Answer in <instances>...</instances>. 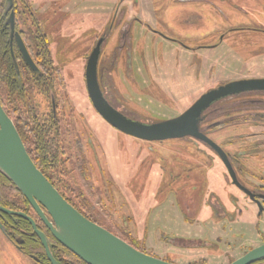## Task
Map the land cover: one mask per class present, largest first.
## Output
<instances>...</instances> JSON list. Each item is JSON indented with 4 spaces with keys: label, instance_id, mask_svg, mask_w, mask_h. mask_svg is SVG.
<instances>
[{
    "label": "rangeland",
    "instance_id": "obj_1",
    "mask_svg": "<svg viewBox=\"0 0 264 264\" xmlns=\"http://www.w3.org/2000/svg\"><path fill=\"white\" fill-rule=\"evenodd\" d=\"M27 1H37L42 32L80 103L86 102L81 94L86 56L99 33L101 37L108 35L104 52L116 46L119 40L113 31L117 26L112 24L120 13L129 21L141 17L154 31L135 24L131 32L140 65H144L143 54L148 65L147 71L139 74L141 80L151 81L148 93L139 92L129 78L130 87L123 90L117 80L123 76L114 78L111 73L125 93L126 103L150 121L180 114L202 93L220 84L264 77V0ZM106 54L105 61L110 63L113 56ZM109 70L103 84L110 89ZM236 99L211 106L201 126L231 157L236 151H248L240 160L249 173L241 176L251 181L250 186L264 185V172L259 180L252 177L259 175L264 164V144L260 150L252 144L257 138L252 133L261 127L244 123L243 114L233 113L252 108L236 105ZM86 119L97 131L96 139L93 137L95 158L91 160L85 151H67L62 161L63 183L58 185L103 227L128 243L135 242L150 255L178 264L202 259L205 263L200 264H228L249 247L262 243L264 209L257 219L249 214L248 206L238 201L237 190L224 182V167L214 151L189 137L160 142L133 138L103 125L92 109ZM193 192L197 196L190 200L188 211L183 202ZM210 193L223 204L224 217L206 204ZM3 230L0 225V264H36L3 237ZM173 237L204 239L210 246L183 247L166 241Z\"/></svg>",
    "mask_w": 264,
    "mask_h": 264
},
{
    "label": "flooded vegetation",
    "instance_id": "obj_2",
    "mask_svg": "<svg viewBox=\"0 0 264 264\" xmlns=\"http://www.w3.org/2000/svg\"><path fill=\"white\" fill-rule=\"evenodd\" d=\"M202 1L213 3V0ZM115 5H117V3ZM13 10V31L11 30L10 24L7 21L9 12L5 13V17L3 20L4 25L2 32V53L4 59V75L2 76L3 87H0L1 105L15 124V127L26 147V150L31 153H39L41 151H53L54 153H56V160L54 161L50 157V159L46 160L45 165L46 174L54 183H56L57 185L58 183H63V180H60L63 177V172L60 170V163L62 164V161L64 160V154L67 151H71L73 149L78 150L80 152L85 151L86 155H89L90 153L91 160L95 158V152L97 147L95 145V142L93 141V137L96 139L97 131L94 130L92 126H89L86 119L87 112L90 109H92L100 117V120L102 121L101 123L103 125L106 124L107 126L112 127L116 131L123 133L122 131L111 126L96 111L87 93L85 81V68L87 58L90 52L92 51L93 47L96 46L98 41L101 40L97 61V80L101 95L104 100L109 106H111L122 116L128 119L136 120L143 123L155 122L150 121V119H147V115H141L140 112H137L126 103L127 97H125V93H121V86H118V82L116 81V79L113 80L111 75L112 73L114 78L115 76L118 77V75L120 74L123 76L122 80L119 77L117 79L121 81L123 90L129 89V83L126 81V79L129 78L132 79V84L136 86V88H138L139 92L145 94L148 93L147 91L151 86V81L146 80L145 78L141 80V76L139 75H143V73L147 71L146 66L148 67V65L147 63H145L144 54L142 59L144 65H140V59H138L137 56V47L133 44V37L131 32L135 24H140L141 26H144L146 30L151 31L152 33L154 31L151 29V26L148 25L147 22L141 19V17L134 16L131 17L129 21V19H125L123 13H120L118 16L116 14L117 20L113 22L112 27L117 26L116 30H114L113 33L118 36L117 41H119L118 43H116V46L114 48L110 50L107 49V51L105 52L104 47L106 45L108 35H104V37H101L102 33L98 34L92 48L90 49V52L86 56L84 74L81 79V89L84 90H80L81 94H84L86 102L80 103L74 98L75 88L65 79L63 69H61V66L57 65L54 60L49 40L46 34L42 32L41 25L37 17V1H35L34 3H30L27 0H13ZM238 28L239 27H237L236 29ZM16 35L19 36V38L21 39L23 47L29 55V58L34 66H30L24 59V55L18 45ZM224 35L225 34L221 35L222 38ZM213 46L215 45L201 46L200 48L205 49ZM105 54L107 55L106 57L113 56V60H111L112 63H108L107 61H105ZM137 65L138 69L135 70L134 66ZM107 68H110V70ZM106 70H109L111 76L110 89L109 87L107 88L103 84L104 77H106ZM129 70L131 74H129ZM135 75L137 78H135ZM108 92H110L111 94L109 95ZM263 92L264 91H249L240 93L239 95L228 96L214 102L206 110H208L215 103L227 98H237L235 100L238 101L236 105L245 104V107H252L251 109L253 110L247 109L248 111L246 110L241 113L239 111H235L233 113H236L237 115L243 114L244 117L242 119H245L243 121L244 123H252L253 125L261 127V130L259 132L252 133L254 135H257V138H255L254 142L252 143L253 145H255L256 143L254 149L260 150V145L262 143L264 144V94H261ZM249 93L253 94L250 96ZM150 98L153 99L152 97ZM184 110L186 109H183L180 114ZM206 110H204V112H202L201 114L199 121V129L203 134L210 138L208 136L207 129L201 126L204 120L203 115ZM144 117H146V121L143 120ZM226 125H228V123L224 124L222 127ZM219 127L222 128L221 126H218V128ZM185 138L187 137L181 138L179 140L184 141ZM191 139H193L195 142H198V144L201 145L204 149H209L210 151H213V149H211L208 145L201 142L200 140H196L194 138ZM143 141L154 142L148 140ZM98 144L100 145L99 142ZM236 152V155L234 157H231L229 153L225 151V153L228 155L231 167L235 173L237 182L246 190H248L251 195L244 192L232 183L228 170L226 169L222 161L219 159L220 163L224 167V182L228 183L237 190V193L239 194L238 201L240 200L243 205H245V207L247 205L248 207L246 208L249 211V214H251L252 217H255L257 219L262 215V211L264 209V185L252 183V186H250L249 183L251 181L248 179H246L245 181L243 179L244 176H241V174H247L248 170H243V165L241 164L240 159L241 156H248V151H244V154H241V152L238 151ZM215 155L217 156L216 153ZM37 159L40 158L37 157ZM59 159L60 161H58ZM38 161L40 162V164H42L40 160ZM47 168H50V170L47 171ZM259 172V175L253 174L254 176L252 177L254 180L261 179L260 175L264 172V164L262 165ZM57 190L60 191L61 189L59 188ZM196 196V192L191 193L190 196H188V200H185L183 202L184 204H186V206L182 207H185L188 211H190V200H194L193 198H196ZM208 203L211 204L212 208H215V211L218 212L219 216L224 217L226 215L223 211V204L214 196V194H209L208 202L206 204ZM28 215L32 216L37 222V216L35 215L32 209L28 211ZM20 219L21 218L0 214V223L2 225V228L4 229L3 237H5L6 240L18 252L34 260L36 264H46V261H44V259L38 256V245L36 235L34 236L32 233L25 231V228L21 229ZM252 219L255 221L254 218ZM166 241L172 242L176 245L183 247L210 246V244L204 241V239L199 238L182 239L179 237H173L167 238ZM263 242L264 239H262V243ZM251 247H249V249ZM165 257L167 256H164V258Z\"/></svg>",
    "mask_w": 264,
    "mask_h": 264
},
{
    "label": "water",
    "instance_id": "obj_3",
    "mask_svg": "<svg viewBox=\"0 0 264 264\" xmlns=\"http://www.w3.org/2000/svg\"><path fill=\"white\" fill-rule=\"evenodd\" d=\"M5 13L14 29L13 0H6ZM17 36V35H16ZM24 59L34 66L17 36ZM90 52L85 81L88 96L96 111L113 127L123 133L148 141L191 137L208 145L217 154L231 177L232 183L250 194L236 180L228 155L199 129L202 112L214 102L249 91H264V77L243 78L220 84L202 93L181 114L165 120L143 123L128 119L107 104L97 80L99 45ZM0 172L16 187L37 218L52 237L86 264H178L143 252L105 227L90 220L70 204L35 165L13 123L0 103ZM251 195V194H250ZM0 214L26 220L40 241L47 261L60 264L53 256L47 235L37 228L35 219L23 211L0 205ZM1 225V224H0ZM264 258V242L250 248L228 264H251Z\"/></svg>",
    "mask_w": 264,
    "mask_h": 264
},
{
    "label": "trees",
    "instance_id": "obj_4",
    "mask_svg": "<svg viewBox=\"0 0 264 264\" xmlns=\"http://www.w3.org/2000/svg\"><path fill=\"white\" fill-rule=\"evenodd\" d=\"M7 5V1L6 0H0V87L2 88V76L4 75V67H3V53H2V41H3V20L5 17V8ZM1 103V100H0ZM28 151V150H27ZM29 155L31 157V159L33 160V162L35 163V165L44 173V175L48 178V180L57 188V184L54 183L50 177L46 174V169H45V165H46V160L50 159V157L52 158V160H56V153H54L53 151H41L39 153H31L29 152ZM40 158V159H37ZM40 160L42 162V164H40V162L38 161ZM60 161V159L58 160ZM42 165V166H41ZM61 167L60 170L63 172V165L60 163ZM50 168H47V171H49ZM64 174V173H63ZM61 193V195H63V197L70 203L72 204L79 212H81L84 216H86L87 218H89L90 220L96 222L97 224L101 225L100 222H98V220L92 216V214L88 213L85 211L84 207H80L78 206V204L71 200L68 196H66V194L60 190L59 191ZM0 205L6 207V208H11L14 210H21L24 213L28 214V211L31 210L30 205L28 204V202L23 198V196L20 194V192L16 189V187L0 172ZM21 221V229L25 228V231H28L30 233H32L34 236L35 234L33 233L31 226L29 225V223L24 220V219H20ZM37 228L40 229L41 231H43L48 239H49V245H50V250L53 254V256L55 257V259H57L59 261L60 264H86L84 263L82 260H80L76 255H74L73 253H71L69 250H67L65 247H63L60 243H58L53 237L52 235L49 233V231L46 229V227L43 225V223L37 218V222H36ZM102 226V225H101ZM132 246H134L135 248L146 252L144 250H142V248H140V246L136 245L135 242H129ZM37 253L38 256H40L42 259H44V261H46V264H50L47 259L45 258V254H44V250L37 238ZM147 253V252H146ZM200 263H205V261L202 260H194L192 262H190L189 264H200ZM251 264H264V258L260 259L256 262H253Z\"/></svg>",
    "mask_w": 264,
    "mask_h": 264
},
{
    "label": "crops",
    "instance_id": "obj_5",
    "mask_svg": "<svg viewBox=\"0 0 264 264\" xmlns=\"http://www.w3.org/2000/svg\"><path fill=\"white\" fill-rule=\"evenodd\" d=\"M164 256H168L167 253H166ZM192 261H194V260H192ZM192 261H191V262H192Z\"/></svg>",
    "mask_w": 264,
    "mask_h": 264
}]
</instances>
